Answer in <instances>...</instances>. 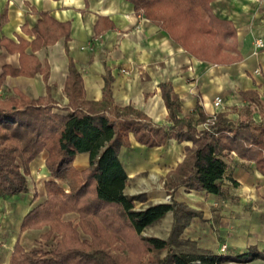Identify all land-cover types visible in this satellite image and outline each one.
I'll use <instances>...</instances> for the list:
<instances>
[{
    "label": "trees",
    "instance_id": "trees-1",
    "mask_svg": "<svg viewBox=\"0 0 264 264\" xmlns=\"http://www.w3.org/2000/svg\"><path fill=\"white\" fill-rule=\"evenodd\" d=\"M136 13L154 21L186 51L212 63L240 60L236 29L228 19L211 10L212 0H128ZM67 33V31H66ZM67 36V34H66ZM3 74L0 76L2 81ZM47 78V73L44 75ZM168 110V122L156 123L131 105L118 106L106 79L104 98H84L82 78L72 60L65 79L66 112H56L49 97L30 98L21 91L0 96V196L28 191L30 162L47 151L45 165L53 178L45 182V200L29 210L20 225L26 229H48L40 235L55 245L47 250H26L19 237L13 245L9 264H221L226 260L247 262L264 260V249L252 245L247 250L228 254L209 249H178L175 244L189 219L199 212L184 203H148L143 193L125 192L127 173L118 157L122 146H129V134L147 147L164 145L170 139L184 145L177 165L166 173L188 191L222 194L232 152L255 163L264 175V103L255 90L240 93L247 103L239 108L236 120L224 112L206 113L200 105L197 117L179 116V105L170 83L160 84ZM257 111L260 120H255ZM89 153V165L78 169L73 160L78 152ZM58 181L67 182L65 190ZM36 195H34L35 198ZM173 216L167 238L143 235L147 226ZM76 213L77 221L66 220ZM165 251L162 257L153 254Z\"/></svg>",
    "mask_w": 264,
    "mask_h": 264
},
{
    "label": "crops",
    "instance_id": "crops-1",
    "mask_svg": "<svg viewBox=\"0 0 264 264\" xmlns=\"http://www.w3.org/2000/svg\"><path fill=\"white\" fill-rule=\"evenodd\" d=\"M210 7L217 17L233 23L240 60L212 63L196 58L154 21L136 13L128 0H0V96L21 91L30 98L49 97L56 102L54 111L64 113L68 103L64 84L72 60L87 100L104 98L107 79L118 106L131 105L154 122L165 123L168 110L160 90L165 82L173 87L179 116L196 118L195 107L200 105L208 114L220 111L236 120L239 108L247 103L242 90H255L264 103V0H212ZM256 39L262 40V47H256ZM215 96L222 98L217 107L213 105ZM253 117L260 120L257 111ZM129 139L130 145L122 146L118 153L128 180L150 167L162 166V174H166L190 143L170 139L164 145L147 147L132 133ZM46 156L47 151L42 150L30 162L28 191L0 196V264H9L18 237L30 250L33 241L42 239L40 235L48 229H26L20 234L23 217L45 200V182L53 179L45 165ZM226 161L223 193L191 190L189 198L200 200L195 198L199 192L211 196L215 204L220 201L215 213L218 234L210 243L211 250L219 251L222 244L233 251L228 254L252 245L262 250L264 175L253 161L234 152ZM73 164L78 169L88 166L89 153L78 152ZM209 208L203 218H211ZM197 237L190 236L198 241ZM263 263L260 258L222 262Z\"/></svg>",
    "mask_w": 264,
    "mask_h": 264
},
{
    "label": "rangeland",
    "instance_id": "rangeland-1",
    "mask_svg": "<svg viewBox=\"0 0 264 264\" xmlns=\"http://www.w3.org/2000/svg\"><path fill=\"white\" fill-rule=\"evenodd\" d=\"M162 170V166H159V168H146L127 181L125 192L135 196L143 193L144 201L141 202L137 199V207L145 206L148 203L171 201L172 199H175L184 203L186 206L197 210L199 214L189 219L187 226H185L179 234V241L175 244V246L181 250H192L196 248L211 250V248L214 246H212L210 243L211 241L215 242V237L218 234V224L215 213L216 210L219 209L218 206L220 205V201H217V204H215L216 201H214L211 196L204 197V194L199 192L197 194L198 196L196 195L195 198H199L200 200H191L189 198V193L192 191H188L184 186H178L171 194V191L168 190V187L175 185L178 181V178L175 175H171V180H169L166 178V174H162ZM60 185L68 188L67 182H62ZM222 198L225 199V195H222ZM217 200H219V198H217ZM208 208L210 209L211 218H203L204 210H208ZM63 218L76 222L77 214L66 213ZM192 220L193 222L196 221V224L191 226L190 223ZM172 222V213L167 212L163 218L151 224L150 226H147L142 233L143 235H153L167 238L172 228ZM198 226H202V229H200ZM190 236H198V241L191 239ZM54 245V240L47 241L45 239H35L29 247L32 249L41 248L45 251L52 248ZM219 246L221 247V245ZM164 252L165 251H161L154 253L153 255L155 257H162ZM217 252H220V250H217ZM222 252L233 253V251L228 246H226L225 251Z\"/></svg>",
    "mask_w": 264,
    "mask_h": 264
},
{
    "label": "built area",
    "instance_id": "built-area-1",
    "mask_svg": "<svg viewBox=\"0 0 264 264\" xmlns=\"http://www.w3.org/2000/svg\"><path fill=\"white\" fill-rule=\"evenodd\" d=\"M255 45L256 47H262L263 46V42L261 39H256L255 41ZM259 69H255V72H258ZM222 102V98L220 96H215L214 99H213V105L215 107L219 106ZM225 248H226V244H222L221 247H220V251H225Z\"/></svg>",
    "mask_w": 264,
    "mask_h": 264
}]
</instances>
